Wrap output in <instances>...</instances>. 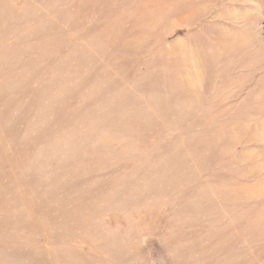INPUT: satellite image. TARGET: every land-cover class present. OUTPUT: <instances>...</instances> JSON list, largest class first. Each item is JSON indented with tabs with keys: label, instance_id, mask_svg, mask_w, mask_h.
<instances>
[{
	"label": "rangeland",
	"instance_id": "rangeland-1",
	"mask_svg": "<svg viewBox=\"0 0 264 264\" xmlns=\"http://www.w3.org/2000/svg\"><path fill=\"white\" fill-rule=\"evenodd\" d=\"M229 5L0 0V264H264V51Z\"/></svg>",
	"mask_w": 264,
	"mask_h": 264
},
{
	"label": "crops",
	"instance_id": "crops-1",
	"mask_svg": "<svg viewBox=\"0 0 264 264\" xmlns=\"http://www.w3.org/2000/svg\"><path fill=\"white\" fill-rule=\"evenodd\" d=\"M216 13L218 20L214 21L219 23L216 27L224 34H226L227 30L223 28L222 21L230 19L232 22L233 29L226 35L235 43L236 48L241 49V52L243 50L242 60L248 58L251 63H257L255 61L257 53L261 50L264 51V43L258 37L259 16L257 14L254 15L253 10L247 5H243V0H230L229 6L224 9H218ZM252 15L255 20H253Z\"/></svg>",
	"mask_w": 264,
	"mask_h": 264
}]
</instances>
